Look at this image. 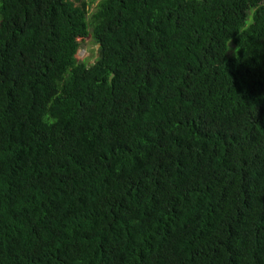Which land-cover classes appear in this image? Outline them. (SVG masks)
Segmentation results:
<instances>
[{"label":"trees","instance_id":"16d2710c","mask_svg":"<svg viewBox=\"0 0 264 264\" xmlns=\"http://www.w3.org/2000/svg\"><path fill=\"white\" fill-rule=\"evenodd\" d=\"M93 1L0 0V264H264V0Z\"/></svg>","mask_w":264,"mask_h":264},{"label":"rangeland","instance_id":"374dc122","mask_svg":"<svg viewBox=\"0 0 264 264\" xmlns=\"http://www.w3.org/2000/svg\"><path fill=\"white\" fill-rule=\"evenodd\" d=\"M86 1L88 2V1H91V0H86ZM98 1H99V0H94V1L91 3V5H89V6H90V7H89L90 13L93 12V11L96 9V5L98 4ZM89 44H90V42H86V41H84V42L82 43V47H81V50H80V53H79V55H80L81 57H83V56L89 54V52H88V48L90 47V46H88Z\"/></svg>","mask_w":264,"mask_h":264}]
</instances>
